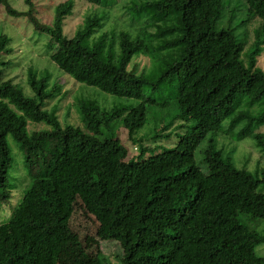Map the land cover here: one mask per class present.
Instances as JSON below:
<instances>
[{
    "label": "trees",
    "instance_id": "16d2710c",
    "mask_svg": "<svg viewBox=\"0 0 264 264\" xmlns=\"http://www.w3.org/2000/svg\"><path fill=\"white\" fill-rule=\"evenodd\" d=\"M23 1L25 10L8 0L0 5L49 36L48 46H56L50 59L62 71L138 101L112 109L83 102L80 124L62 123L44 108L58 91L48 75L30 76L34 96H27L0 69V204L15 188L8 136L22 150L30 180L0 222V264H58L66 239L88 262L107 264L99 253L88 254L71 230L75 205L97 221L98 239L118 242L120 264H264L255 253L264 243L258 229L264 223V70L257 64L264 0H238L244 5L238 22L226 0H123L139 27L134 34L107 25L104 10L119 0H86L101 9L87 13L71 36L63 24L73 0L55 5L47 22L34 13L33 0ZM8 42L0 33V50L10 52ZM139 55L147 66L133 61ZM203 71L209 78L196 103L180 78ZM28 121L44 127L29 130ZM149 123L153 129L131 138ZM123 130L136 143L132 156ZM220 133L229 142L254 141L260 157L253 172L235 167ZM171 138L169 146L155 145ZM204 140L205 172L195 160Z\"/></svg>",
    "mask_w": 264,
    "mask_h": 264
},
{
    "label": "rangeland",
    "instance_id": "374dc122",
    "mask_svg": "<svg viewBox=\"0 0 264 264\" xmlns=\"http://www.w3.org/2000/svg\"><path fill=\"white\" fill-rule=\"evenodd\" d=\"M64 0H33L34 13L43 21H50L53 16V8L59 2ZM11 6L17 10H25L27 6L23 0H8ZM74 7L71 15H68L63 24V31L71 36L73 31L78 27L84 16L93 11L100 10L98 6L86 0H73ZM227 7H232L234 10V21L238 22L243 17L244 5L242 1L226 0ZM105 13L108 16L107 25L115 26L118 29H123L131 34L138 31L139 27L136 21H133L129 15L128 10L124 7L123 0H119L113 6L105 8ZM254 21L249 24L248 29L254 26ZM0 33L6 34L9 37L7 49L0 50V69L3 72L4 79H11L15 84H18L27 96H34L29 88L27 79L30 76L38 78L43 75L49 76V86L53 84L58 85L56 94L45 101L44 108L47 110H54L62 123H71L78 125L81 122L82 112L81 105L83 102H92L103 109H112L118 107H130L135 105L138 100L129 97L116 96L106 93L95 86H90L85 83L75 80L73 77L62 71L51 59V54L55 51L56 46L52 43L49 45V36L45 33H39L33 29L31 23L28 22L26 17H14L6 13L3 5H0ZM94 35V34H93ZM92 35V36H93ZM10 61V63H7ZM133 61L138 62L139 67L148 65V58L144 55L134 57ZM257 64L264 70V48L261 55L258 57ZM209 72L203 71L196 74L183 75L181 84L184 86L186 95L197 103L201 95V91L206 87ZM259 105H255L251 111L255 113L258 111ZM264 107L263 104H261ZM151 111H155L152 109ZM164 113V112H163ZM29 130L44 127V123H39L37 126L28 121L27 125ZM153 123L146 124L140 130L132 132L131 138L138 140L145 132L153 129ZM120 127L116 125V132ZM261 131H264L262 126ZM106 136V134H103ZM108 135V134H107ZM220 140L225 144V152L232 149V160L235 167H246L249 171H254L256 161L260 157L259 149L255 146L254 141L246 137L240 141H231L227 139V135L220 133ZM174 136V135H173ZM121 138L125 145L128 147V155L132 156L137 152L136 143L130 141L127 137V131L123 130ZM8 144L11 150L13 163L9 169V181L11 185H15L12 196L7 203L0 204V222L9 218L12 209L19 203L25 188L28 186L30 180L24 167V154L20 149L18 143L8 136ZM170 141L164 139L155 143V145L169 146ZM206 140L201 142L195 150V160L201 166L203 172L204 165L201 163V149L205 145ZM147 143V142H145ZM160 149V148H159ZM264 167V157L260 164ZM222 175H226L223 172ZM2 205V206H1ZM71 230H73L84 250L88 254L99 253L102 258H105L107 264H120L117 257L121 253L118 242L115 240H100L96 236L97 221L90 214H87L80 205H75L73 212L68 221ZM256 224V223H255ZM219 226V225H218ZM217 226V227H218ZM223 226V225H222ZM225 228V226H223ZM259 230L263 231L264 223L259 224ZM255 253L261 259H264V243L258 244L255 247ZM58 264H93L87 261L85 256H82L76 250V246L72 245L69 239L65 240L63 250L58 258Z\"/></svg>",
    "mask_w": 264,
    "mask_h": 264
}]
</instances>
